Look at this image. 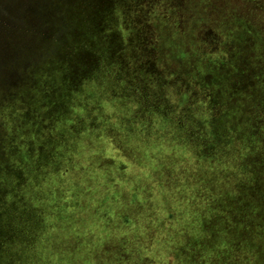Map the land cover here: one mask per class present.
Returning <instances> with one entry per match:
<instances>
[{"label":"rangeland","instance_id":"374dc122","mask_svg":"<svg viewBox=\"0 0 264 264\" xmlns=\"http://www.w3.org/2000/svg\"><path fill=\"white\" fill-rule=\"evenodd\" d=\"M182 1L0 0V264H264V163L188 98Z\"/></svg>","mask_w":264,"mask_h":264},{"label":"trees","instance_id":"16d2710c","mask_svg":"<svg viewBox=\"0 0 264 264\" xmlns=\"http://www.w3.org/2000/svg\"><path fill=\"white\" fill-rule=\"evenodd\" d=\"M182 2L183 5L177 3L175 6L182 18L173 19L172 27L188 25L194 29L192 39H198L199 43L196 44L195 53L191 54H186L180 47L181 52L176 59L178 62L185 59L192 68L200 69L202 74L205 68V77L212 83L209 86L207 81H202L197 91L192 89L188 92V98L203 92L216 109L228 104L223 114L228 120L236 119L238 129L243 125L248 126L243 130L242 138L246 141L253 139L249 144L254 146L253 154L264 163V0ZM228 3L233 6L227 7ZM166 21L163 13L158 18L157 26L169 27ZM150 26L149 30L156 32V26L153 23ZM147 33L144 34L143 44L149 49L153 41ZM137 56L136 61H149L152 64V53ZM122 60L126 61L124 67L130 64L129 59ZM199 60L204 64L201 68L196 66ZM188 105L179 113H191L192 101L188 100Z\"/></svg>","mask_w":264,"mask_h":264},{"label":"water","instance_id":"95a60500","mask_svg":"<svg viewBox=\"0 0 264 264\" xmlns=\"http://www.w3.org/2000/svg\"><path fill=\"white\" fill-rule=\"evenodd\" d=\"M10 0H3V2H8L9 3ZM17 6H20V4H17Z\"/></svg>","mask_w":264,"mask_h":264}]
</instances>
